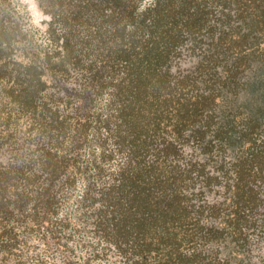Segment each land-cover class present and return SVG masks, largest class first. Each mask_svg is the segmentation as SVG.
Instances as JSON below:
<instances>
[{
  "label": "trees",
  "instance_id": "obj_1",
  "mask_svg": "<svg viewBox=\"0 0 264 264\" xmlns=\"http://www.w3.org/2000/svg\"><path fill=\"white\" fill-rule=\"evenodd\" d=\"M34 1L42 41L0 0V264H264V0Z\"/></svg>",
  "mask_w": 264,
  "mask_h": 264
},
{
  "label": "rangeland",
  "instance_id": "obj_2",
  "mask_svg": "<svg viewBox=\"0 0 264 264\" xmlns=\"http://www.w3.org/2000/svg\"><path fill=\"white\" fill-rule=\"evenodd\" d=\"M19 3L24 6L23 11L26 12V17L24 19L25 21V27L29 28L31 32L33 33L34 37L40 41L44 40V21L46 20L43 15L41 14L40 10L37 7V4L34 0H18ZM263 76H260V81L263 79ZM260 81L257 83V86L259 85ZM257 89V87H256ZM256 89L254 90V93L250 94L246 98L248 101L254 99V103H258V105L264 104V86L262 89L258 87V89L261 91L259 94L256 92ZM255 97L259 96V100L256 101Z\"/></svg>",
  "mask_w": 264,
  "mask_h": 264
}]
</instances>
